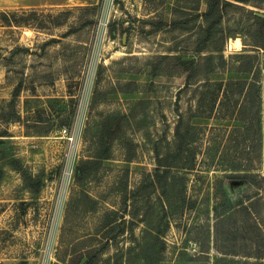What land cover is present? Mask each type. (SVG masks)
Wrapping results in <instances>:
<instances>
[{"label":"rangeland","instance_id":"1","mask_svg":"<svg viewBox=\"0 0 264 264\" xmlns=\"http://www.w3.org/2000/svg\"><path fill=\"white\" fill-rule=\"evenodd\" d=\"M225 1L206 19L194 16L206 0H62L14 13L28 26L0 24V159L10 168L0 177L19 179L0 193V264L79 255L95 264H264V21L254 17L264 0ZM163 54L197 61L178 102L185 74ZM238 79L244 87L231 99L260 101V135L256 123L243 139L234 133L242 122L193 118L192 164L183 157L152 184V146L174 148L179 117L207 98L203 85ZM118 116L108 146L104 124ZM238 164L257 176L229 168Z\"/></svg>","mask_w":264,"mask_h":264},{"label":"trees","instance_id":"2","mask_svg":"<svg viewBox=\"0 0 264 264\" xmlns=\"http://www.w3.org/2000/svg\"><path fill=\"white\" fill-rule=\"evenodd\" d=\"M208 3V7L205 11L197 13L194 16H204L206 19H208L215 9L218 7L219 4L222 3V6L224 5H231L228 1L225 0H206ZM34 11L36 10L35 8L32 9H3L0 10V24L5 27H11V26H28V23L23 21L22 19L16 20L15 19V14L17 12H22V14L26 13V11ZM252 14V13H251ZM254 17L260 21H264V15L263 16H257L254 15ZM221 20V15L218 14L217 17L209 23L207 26V30L210 31L211 28L219 24ZM182 22V21H180ZM185 22V21H184ZM164 24V23H163ZM93 25H96V21L93 22ZM68 32H71V30H68L64 35L60 37H65V34ZM113 30L110 31V34H112ZM60 37L58 38H50L47 40V43L50 42H56ZM45 44V43H44ZM25 50L28 51L25 47H15V50ZM12 51L14 49H11ZM10 50V51H11ZM184 56L182 55H168V54H163V55H158L159 61H164V60H170L175 63V68H182L183 73L185 74V79H184V85L178 89L176 96V102L179 101V98L181 96V93L185 92L186 90H189L190 86L193 84L192 81L197 77L198 75V66H197V61L194 59V57H191L190 60H184ZM3 66H6V63L3 64ZM154 75L156 72L153 73ZM205 84V83H204ZM245 80L238 79V80H228L226 83H215L214 84V89H210L209 85H203L205 86L208 90L204 92V95L206 93L207 98L202 97L201 100H199L198 103V110L191 113L187 118H184L183 116L179 117V123L175 128V138H176V144L174 148L170 149L167 153L165 150H163V147H157L156 145L152 146V151L154 153V158L156 162V170L157 172L154 173L156 176L155 180H151L150 182L154 184L153 182L159 181V177H166L167 173H169L171 168L176 167L177 164L180 161L186 160V162L191 163L194 159V153L193 150L188 148V145L190 141H193L194 139V133L196 130V125H193L191 123V120L193 118H216V119H233L238 122L244 123V128H235L234 133H241L243 134V139L246 137V135H250L254 130L252 129L253 123L257 124V130L258 134L260 135V130H261V115H260V101L257 102H252L249 105V108L245 104H241L240 102L236 100H232L231 97L237 94H240L242 91V88L244 87ZM216 86L217 89H216ZM223 88V89H222ZM218 90L221 91V95L217 94ZM258 90V88H257ZM16 96V94H13ZM217 103V107L219 108V113L215 112L214 106ZM202 104V106H201ZM205 104H207V107H205ZM204 108V109H203ZM254 108L255 110H252ZM125 117V116H123ZM122 116H118L115 118H111L109 121H107L104 124V130L107 132V145L109 146L110 141L113 137L114 134H112V125L114 126L113 131H116L118 127H120V119ZM16 119L15 121H17ZM263 138H264V131H263ZM236 140V139H234ZM130 145H133L132 143ZM161 148V149H160ZM185 157L184 160L182 158ZM133 157H127L128 161H130ZM178 162V163H177ZM188 163L186 165V168H191L187 167ZM192 166V165H191ZM232 170H246L247 172H250V170L255 169V167L251 164L248 165H233L229 167ZM160 169H164L162 172H159ZM18 171L20 169H17ZM81 168L78 167L77 169V177L80 178L81 176ZM247 174H254V177L257 175L255 173H247ZM244 181L250 183L253 185L249 179L244 178ZM264 180V177H261V181ZM232 183H238V179L235 178V180L232 179ZM224 198V197H223ZM184 200L181 199L177 195V203L178 205L183 203ZM225 202V201H224ZM257 200L254 201V203H251L249 206H245V210H251L252 207H255L254 205L256 204ZM183 206V205H182ZM243 206V205H242ZM250 213V212H249ZM91 254V253H90ZM86 258L82 264H95L94 258L90 256H85V255H79L78 259H74L70 264H80L81 260L83 258ZM257 258H264V256H257Z\"/></svg>","mask_w":264,"mask_h":264},{"label":"crops","instance_id":"3","mask_svg":"<svg viewBox=\"0 0 264 264\" xmlns=\"http://www.w3.org/2000/svg\"><path fill=\"white\" fill-rule=\"evenodd\" d=\"M62 0H0V9H32L45 6H54L60 4ZM0 168L4 170L3 174L10 173V168L3 165V159H0ZM6 169V170H5ZM9 169V170H8ZM0 177V193H5L4 189L12 190L19 184V179L7 176ZM4 190V192H2ZM0 196V197H1ZM3 197V196H2Z\"/></svg>","mask_w":264,"mask_h":264},{"label":"built area","instance_id":"4","mask_svg":"<svg viewBox=\"0 0 264 264\" xmlns=\"http://www.w3.org/2000/svg\"><path fill=\"white\" fill-rule=\"evenodd\" d=\"M60 132L63 134V137L66 138L67 142L71 141L72 139V136L70 135V133L66 132V129L63 128V129H60ZM69 152L65 151L64 152V157L68 158V154ZM70 156V155H69ZM70 160V159H69Z\"/></svg>","mask_w":264,"mask_h":264},{"label":"water","instance_id":"5","mask_svg":"<svg viewBox=\"0 0 264 264\" xmlns=\"http://www.w3.org/2000/svg\"><path fill=\"white\" fill-rule=\"evenodd\" d=\"M183 59H184V60H190L191 57H183ZM85 259H86V258L84 257V258L81 260L80 264H82V263L84 262Z\"/></svg>","mask_w":264,"mask_h":264}]
</instances>
